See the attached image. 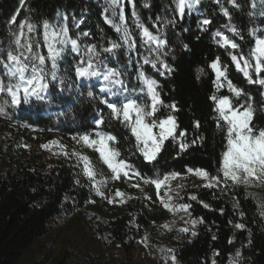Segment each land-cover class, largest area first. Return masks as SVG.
Returning <instances> with one entry per match:
<instances>
[{
    "label": "trees",
    "instance_id": "16d2710c",
    "mask_svg": "<svg viewBox=\"0 0 264 264\" xmlns=\"http://www.w3.org/2000/svg\"><path fill=\"white\" fill-rule=\"evenodd\" d=\"M133 2L138 22L152 35L165 40V45L143 43L127 0L124 2L125 23L136 45L132 51L124 44L121 33L104 21L107 15L114 23H120L119 16L112 15V9L104 12L110 0H23V3L21 0H0V50L5 52V58L9 46L15 48L9 33L19 31L20 21L37 25L36 33H29V36L40 43L43 55L47 54L43 46V21L47 19L57 30L66 26L69 36L78 39L81 46H97L100 59L104 61L100 69L105 66L118 69L125 85L137 90L131 95L147 99L146 90L145 93L139 91L142 87L137 79L139 72L156 80L164 104L175 103L178 109L172 112L161 106L156 117L174 115L179 126L177 135L186 131L183 139L190 145L181 151L178 142L166 140L157 159L145 162L135 150V139L128 129L112 120L110 110L100 103L102 98H123L107 96L93 81H83L87 86L63 92L50 89L51 102L32 101L20 107H6L0 112V121L8 128L7 133L16 130L25 135L22 138L26 141L46 144L56 141L58 144L53 150L54 159L46 163L34 152L23 159L26 152L19 140L11 139L8 134L0 135V264H27L25 256L35 244L80 213L90 222L94 244L87 253L94 258L92 264H111L108 258L116 248L129 254L139 242H143L155 258V264H173V255L176 264H264L263 183L234 185L229 181L225 187L221 175V183L208 188L204 187L206 181L188 172L189 168H201L218 175L226 140L225 131L217 127L211 96H228L233 106L251 102L255 109L253 125L257 129L264 128V96L261 95L264 87L249 84L242 73L236 71L229 56V53L246 55L255 38L264 36V15L255 14L253 0H235V4L229 0H200L191 12L185 8L183 16L176 8L178 0ZM221 9L227 10L228 15ZM13 15H16V23L10 24ZM204 19L211 23L202 25ZM80 21L83 22L77 27ZM225 25L234 27L240 35H235ZM24 31L27 32V28ZM84 31L90 35H78ZM217 31L240 47L234 50L228 45L221 46V36L215 35ZM112 43L121 47L111 53L104 52L103 48L111 47ZM144 58L149 63H145ZM216 58L220 59L221 68L227 66V75L233 84L251 94V101L247 95L233 96L226 82L225 87L217 91L213 83L215 72L210 67ZM78 60L68 45L65 58L58 62L59 73L66 75L70 82L75 81L74 64ZM152 61L156 62L155 68ZM161 61L168 65L170 72L161 66ZM2 73L0 66V75ZM89 90L94 92V97L87 95ZM100 115L106 121L100 130L117 137L114 147L120 151V158L127 160L144 178L163 179L165 175L179 173L160 188L163 201L174 211L164 205L162 210L148 207L144 193L129 187L120 190L123 196H116L123 201L120 209L88 212L97 200L106 202V196L97 195L93 181L83 173V164L72 153L88 157L84 151L87 146L75 138L85 133L94 137L93 121ZM196 121L200 124L198 128ZM197 137L202 139L193 145L191 142ZM77 144H83V149H75ZM63 152L68 155L61 154ZM90 161L101 191L99 171ZM136 180L140 187L150 184L140 177ZM192 196L197 199H191ZM182 204L190 205L187 211L179 208ZM237 224L244 227L237 228ZM185 228L187 232L181 231ZM193 232L196 235H192ZM51 254L52 251L38 264L73 263L68 250L55 258Z\"/></svg>",
    "mask_w": 264,
    "mask_h": 264
},
{
    "label": "snow or ice",
    "instance_id": "6c2138e0",
    "mask_svg": "<svg viewBox=\"0 0 264 264\" xmlns=\"http://www.w3.org/2000/svg\"><path fill=\"white\" fill-rule=\"evenodd\" d=\"M21 2L23 3V0ZM124 2L125 0H110L108 7L104 9L105 13L112 9V15L119 16V24L114 23L107 15L104 16V21L111 25L115 31L121 33L124 44L128 46L129 51H132L136 45L134 41H131V35L125 23ZM199 2L200 0H178L176 8L178 13L183 16L185 8L191 12ZM127 3L132 6L133 21L136 23L137 28L141 30L143 43H155L158 47L165 45V40L152 35L148 28L138 22L133 0H127ZM229 3L235 4V0H229ZM117 8L119 9L118 12L116 11ZM221 10L224 15H228L227 10ZM57 15L60 14L57 13ZM82 22H78L76 26L79 27V23ZM9 23H16V15L11 17ZM169 23H172V21ZM210 23L211 21L208 19L201 21V24L205 26ZM42 27L43 46L47 50L46 55L41 54L40 43L34 37L29 36V33H36L37 25L27 20L20 21L18 32L10 31L9 34L13 37L11 43L15 45V48L9 46L6 50V58L5 52L0 50V66L3 68V73L0 75V112H3L6 107H20L21 105L30 104L32 101L51 102L52 93L50 89L53 88L63 92L67 89H79L87 86L82 83L83 81L102 80L103 86L100 88L102 93H107L109 97H122L123 99L110 100L102 98L100 103L106 105L110 110L112 120H117L128 129L135 139V150L140 153L145 162L151 163L157 159L166 140L171 139L178 142L181 151H185L190 146L183 139L186 136V131H180L177 135L179 126L174 115L169 114L164 118L156 117V113L161 106L170 108L172 112L178 110L175 103L171 105L164 104L160 93L157 91L158 84L156 80L147 78L143 72L138 73L137 79L142 85L139 91L145 93L146 90L147 97L146 100H141L139 97L131 95L136 93L137 90L135 88L130 89L125 85L124 81L120 79L122 73L118 69L106 66L103 70L100 69L99 66L103 65L104 61L100 59V53L97 52L96 45L85 44L81 46L78 39L69 36V30L66 26H61L57 30L47 19L43 21ZM225 27H229L235 35H240L234 27L229 25H225ZM25 28H27V32L24 31ZM78 35L88 37L90 33L84 31ZM215 35L221 36V46L228 45L234 50L240 47L237 43L222 36L219 31ZM22 39L23 43L21 42ZM68 45H70V52L79 57V60L74 64L75 81L72 82L69 81L66 75L59 73L58 62L65 58ZM119 47H121L120 44L112 43L111 47H105L103 51L111 53ZM229 56L235 65L236 71L242 73L249 84L264 87V36L255 38L254 44L246 55L243 53H229ZM144 62L149 63L147 58H144ZM49 63L50 67L48 66ZM152 66L153 68L156 67L155 61H152ZM161 66L169 72L171 71L163 61H161ZM210 67L215 72L213 83L217 91L225 87L226 82L228 91L233 96L239 98L242 95H247L248 101L253 99L250 93H244L243 89L234 85L228 78L227 66L221 68L219 58H216L210 64ZM163 74L161 72V75ZM87 95L94 97V92L89 90ZM261 95L264 96V92ZM210 99L215 104L213 111L217 113V127L225 131L226 140L225 150L222 152L217 170L218 175H211L207 170L201 168H189L188 172L206 181L204 187L208 188L221 183V175L225 187H227L229 181L234 185L264 183V128L257 129L253 125L255 114L253 104L248 102L246 105L233 106V102L228 96L217 97L213 95ZM93 122L96 126L94 137L91 133H85L75 139L78 143L82 142L98 153L100 160L112 172L113 179H120L121 176L127 179L140 177L144 179V182L152 183L158 190L159 196L161 186L165 185L169 179H175L179 175V173H171L165 175L163 179L149 180L144 178L127 160L120 158V151L114 147L117 137L113 133L100 130L101 125L106 122L104 116L100 115ZM194 123L195 127L200 126L199 121ZM198 139H202V137H197L191 143L195 145ZM50 143L58 144L56 141ZM41 147L47 149L48 145H41ZM60 147L63 148L64 146L60 145ZM61 154L68 155L67 152ZM72 155L76 156L78 161L83 164V173L93 181V187H96L97 195L103 196L98 182L95 181V171L90 158L76 152H73ZM133 186L138 187V185ZM115 195L119 197L124 194L117 189ZM190 198L197 199L195 196ZM108 202L113 203V200L110 199ZM161 203L169 211L175 210L163 200H161ZM204 206L208 207L207 204ZM189 207L190 205L187 204L179 205V208L185 211ZM261 215H264V212ZM236 227L243 228L244 226L237 224ZM181 231L187 232L188 229H181ZM192 235H196V233L193 232ZM229 242L231 243V241ZM167 251L171 252L172 250L168 249ZM239 255L238 251L237 256ZM171 260L173 264H176L174 255L171 256Z\"/></svg>",
    "mask_w": 264,
    "mask_h": 264
},
{
    "label": "rangeland",
    "instance_id": "374dc122",
    "mask_svg": "<svg viewBox=\"0 0 264 264\" xmlns=\"http://www.w3.org/2000/svg\"><path fill=\"white\" fill-rule=\"evenodd\" d=\"M253 1L255 14L258 16L264 15V0ZM92 81L96 82L99 88L103 86L102 80L98 81L96 79H92L86 82L89 83ZM6 128L7 127L0 121V135L8 134L11 139L15 141L19 140L20 145H22L26 152V155L22 157L23 159L28 158L33 152L42 156L46 163H49L54 159L53 150L56 147L54 144L47 143L48 148L45 149L41 147V145H46L45 142L26 141L22 138L25 136L22 133L16 130L11 133H7ZM75 149L82 150L83 144H77ZM84 151L92 160L94 167L99 171L100 179L102 181L101 192L103 193V196H106V202L97 200L96 203L89 208L88 212H91V210H97L101 213H106L111 210L120 209L123 202H121L122 200L120 198L116 197V190L118 189L120 191L129 187H134L133 185H138L136 183V177L127 179L121 176L120 179H113L112 172L100 160L96 151L88 147L85 148ZM135 188L139 192L144 193V199L148 207L162 210L163 204L161 203V200H163V198L161 197L160 189L158 196V190L152 183L145 184L141 187L138 185V187ZM110 199L113 200V203L108 202ZM89 223L88 217L85 214L80 213L74 215L61 226L54 229L50 235L43 238L27 252L25 256L27 264H38L39 262H42L44 260V256L50 251H52L51 256L54 258L59 257L64 250H68L70 252L73 261L72 264L94 263V258L91 259L87 253V250H89L91 245L94 244ZM108 262L111 264H155V258L148 252L144 243L139 242L136 249L129 254H125L122 250L116 248L108 258Z\"/></svg>",
    "mask_w": 264,
    "mask_h": 264
}]
</instances>
